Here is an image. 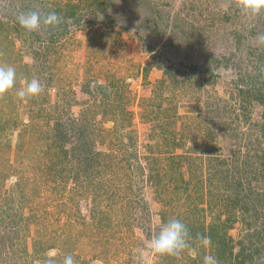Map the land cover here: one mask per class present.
<instances>
[{
	"label": "rangeland",
	"instance_id": "1",
	"mask_svg": "<svg viewBox=\"0 0 264 264\" xmlns=\"http://www.w3.org/2000/svg\"><path fill=\"white\" fill-rule=\"evenodd\" d=\"M256 98L264 0H0V264H264Z\"/></svg>",
	"mask_w": 264,
	"mask_h": 264
},
{
	"label": "trees",
	"instance_id": "2",
	"mask_svg": "<svg viewBox=\"0 0 264 264\" xmlns=\"http://www.w3.org/2000/svg\"><path fill=\"white\" fill-rule=\"evenodd\" d=\"M256 99L259 102L264 103L263 99H261V100H260V98H256ZM182 145H184V144H183L182 138H181V139H179V141L177 143L174 144V147L181 148ZM181 166H182V164L179 163L177 167L179 169H181ZM213 175H214V173H213ZM180 181H181V185L180 186H181L182 191L188 192L189 189H190V186H189L190 183L185 182L183 179H180ZM199 184H201V180H199ZM214 197L215 196H213V199H218V198H214ZM218 200L219 201H224V198H220ZM166 204L169 205L168 203H166ZM212 205L213 206H217L218 205L216 200H215V202L212 203ZM194 207H195V209H197L199 211L202 210V208H199V202L195 203ZM203 211H205V210L203 209ZM165 213H163L162 219H163V221L166 222L167 217H166ZM224 213H226V212H221L220 214H218V217H217L218 220L217 221H220V222H214V223H212L209 226H205L204 222L203 223H199V222L194 223L193 222V223H189L187 227L184 226L183 230L180 231V232L184 233V237L186 239H188L187 237H189L193 241V243H197V242L204 243V242L209 240L211 243H214L215 245H218L219 246V250L217 249V251L222 256L227 254L228 251H230V255H232V253H233L232 249L234 248V246H232L231 241H232L233 238H231L229 236V234H228L229 228L227 229V227H226L227 226V222L229 220L228 217H226L227 218L226 221H224L222 219V215ZM229 242H230L232 247L228 244ZM242 255H243L242 253H241V256L239 255L242 260L238 264H245V262L247 260V258H245Z\"/></svg>",
	"mask_w": 264,
	"mask_h": 264
}]
</instances>
